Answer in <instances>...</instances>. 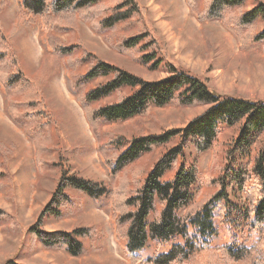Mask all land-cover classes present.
I'll list each match as a JSON object with an SVG mask.
<instances>
[{
  "label": "rangeland",
  "instance_id": "rangeland-1",
  "mask_svg": "<svg viewBox=\"0 0 264 264\" xmlns=\"http://www.w3.org/2000/svg\"><path fill=\"white\" fill-rule=\"evenodd\" d=\"M136 3L144 12L143 31L145 27L154 42L150 44L143 40L137 48L125 52L120 45L126 38L138 34V25L130 29L104 30L105 39L81 14H77L75 29L67 32L55 26L56 23L62 25L66 22L64 18L45 19L27 12L22 0H0L3 28L12 36V45L23 61L22 69L34 83L32 88L20 95H13V98L20 102L34 99L41 102L40 106L35 107V113L43 110L46 116L35 122L26 119L21 111L18 116L25 123L22 129L6 113L5 85L0 83V144L3 147L0 153V172L3 173L0 178V209L5 213L0 216V264H135L127 253L125 243L116 237L109 199L95 202L84 193L67 189L65 194L69 201L53 204L52 212L46 213L39 223L40 229L50 233L89 229L90 237L79 238L83 244V252L79 256H73L64 249L46 248L29 231L37 224L41 211L50 203L64 172L105 184L113 180L109 167L98 151L99 136L90 128L82 107L86 90L105 80L87 85L88 89L77 88V79L84 74V68L76 66L75 62L83 55L82 51L113 63L145 81L166 77L165 64L170 63L197 77L223 98L264 101V43L256 44L251 51L242 50L219 20L200 23L190 13L186 0H136ZM253 4H248L247 8ZM263 27L264 21H260L257 31ZM51 39L62 46H80L72 56L64 57L52 50ZM151 54L155 55V60L163 61L156 70L151 64H143L141 59L143 55ZM114 100L106 99L95 107ZM204 109L205 106L174 105L153 108L148 116L103 124L100 132L107 133L105 141L112 142L107 147L109 156H113L112 152L119 143L126 146L134 137L184 128ZM26 134L42 146L51 145V150L43 154L41 163L37 162L34 146ZM237 134V127H223L212 149L203 153H197L190 140L181 142L179 137L175 138L167 146L156 148L136 164L123 169L118 177L127 180L129 190L134 189L166 150L182 144L184 161L194 163L200 172L193 200L195 206H200L216 191L212 180L223 174L228 150ZM263 136L253 146V156L262 147ZM247 161L245 159L243 163L247 164ZM136 172H140L137 178L133 176ZM119 181L114 183L115 186L119 185ZM237 195L240 198L231 195V201L242 205L243 194ZM239 223L235 228L226 221L224 213L217 216L215 226L218 234L211 239V250L190 264H230L223 258L222 247L234 243L249 247L258 237L257 233L248 230L244 222ZM173 244L150 241L138 256L146 260L168 252ZM231 264L252 262L244 260Z\"/></svg>",
  "mask_w": 264,
  "mask_h": 264
},
{
  "label": "trees",
  "instance_id": "trees-1",
  "mask_svg": "<svg viewBox=\"0 0 264 264\" xmlns=\"http://www.w3.org/2000/svg\"><path fill=\"white\" fill-rule=\"evenodd\" d=\"M186 1L190 13L200 23L219 20L235 37L242 50L251 51L256 44L264 43V27L257 31L258 23L264 21V1ZM252 2L253 6L247 8ZM22 5L35 16L45 19L64 18L66 22L62 25L56 23L55 26L67 32L75 29L77 14H81L84 20H90L105 39L107 37L104 30L130 29L138 25V34L126 38L120 45L125 52L137 48L143 40L150 44L154 42L145 27L143 31L144 12L136 0H22ZM12 40L0 19V83L5 85V110L11 120L23 129L25 123L18 116L21 111L26 119L35 122L46 116L43 110L35 113V107L40 106L41 102L35 99L20 102L13 98V95H20L24 90L32 88L34 83L22 69L23 61L12 45ZM50 45L55 53L64 57L72 56L80 46H62L52 39ZM82 52L83 55L75 62L76 66L84 68V74L77 79V88L86 87L100 79L105 80L86 90L82 107L90 128L99 136L98 151L110 169L113 183L105 184L64 172L50 203L41 211L37 224L30 227V233L46 248L64 249L73 256L82 254L83 244L79 238L90 237L89 229L50 233L39 226L44 215L52 212L53 204L60 205L64 200L69 201L65 191L72 189L86 194L95 202L110 200L116 237L125 243L127 253L135 264H190L211 250V239L218 234L215 220L223 213L226 221L234 225L233 227L236 228L242 221L249 231L258 235L249 247L238 243L222 247L223 258L230 264L244 260H250L252 264H264V136L261 139L262 147L252 155L253 146L264 135V101L223 98L212 92L197 77L170 63L165 64L166 77L157 81H145L113 63L102 61L92 53ZM141 59L143 64H151L154 70L163 62L162 59L155 60L153 54L143 55ZM109 98L116 100L95 107ZM171 105L205 106V109L184 128L134 137L126 146L119 143L112 152L114 155L109 156L107 146L112 142L105 141L107 133L100 132L103 124L148 116L153 108ZM26 127L31 128L30 125ZM223 127H237L238 134L228 150L223 174L212 180L216 191L200 206H195L193 202L194 188L199 183L200 172L194 163L187 164L184 161L182 144L166 150L134 189L129 190L127 180L118 177L123 169L126 170L144 155L151 154L156 148L167 146L178 137L181 142L190 140L197 153L209 151L218 141ZM26 135L34 146L37 162L41 163L43 156L51 150V145L42 146ZM121 146L123 149L120 150ZM2 148L0 144V153ZM245 159L249 160L247 164L243 163ZM237 160L242 163H237ZM139 174L140 172H136L133 176L137 178ZM2 176L3 173L0 172V178ZM118 181L119 185L115 186L114 183ZM237 194H243L242 205L231 201V195L240 198ZM3 215L5 213L0 209V216ZM150 241L174 244L168 252L142 260L138 254Z\"/></svg>",
  "mask_w": 264,
  "mask_h": 264
}]
</instances>
